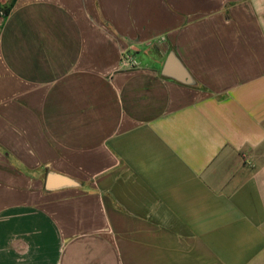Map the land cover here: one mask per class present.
<instances>
[{
  "label": "crops",
  "instance_id": "obj_1",
  "mask_svg": "<svg viewBox=\"0 0 264 264\" xmlns=\"http://www.w3.org/2000/svg\"><path fill=\"white\" fill-rule=\"evenodd\" d=\"M0 264H264V0H0Z\"/></svg>",
  "mask_w": 264,
  "mask_h": 264
},
{
  "label": "water",
  "instance_id": "obj_2",
  "mask_svg": "<svg viewBox=\"0 0 264 264\" xmlns=\"http://www.w3.org/2000/svg\"><path fill=\"white\" fill-rule=\"evenodd\" d=\"M161 74L163 76L177 80L183 84H191L192 80L186 70L181 66V64L176 59L173 53L168 54L162 67ZM53 175L48 174L45 180V188L47 190H55L57 188H62L63 186H76L77 183L73 180L63 178L61 183L53 184Z\"/></svg>",
  "mask_w": 264,
  "mask_h": 264
},
{
  "label": "built area",
  "instance_id": "obj_3",
  "mask_svg": "<svg viewBox=\"0 0 264 264\" xmlns=\"http://www.w3.org/2000/svg\"><path fill=\"white\" fill-rule=\"evenodd\" d=\"M123 61L125 63H128L129 65H135V62L133 61V59L129 55H125L123 58Z\"/></svg>",
  "mask_w": 264,
  "mask_h": 264
},
{
  "label": "rangeland",
  "instance_id": "obj_4",
  "mask_svg": "<svg viewBox=\"0 0 264 264\" xmlns=\"http://www.w3.org/2000/svg\"><path fill=\"white\" fill-rule=\"evenodd\" d=\"M1 11H2L3 14L6 15L8 13L9 9L8 8H4V10H1Z\"/></svg>",
  "mask_w": 264,
  "mask_h": 264
}]
</instances>
